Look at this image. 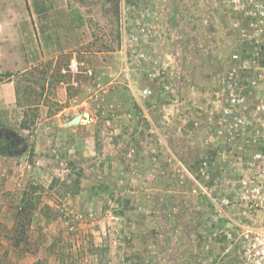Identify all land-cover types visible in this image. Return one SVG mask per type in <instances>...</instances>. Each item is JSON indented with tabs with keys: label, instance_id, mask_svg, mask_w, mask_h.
Listing matches in <instances>:
<instances>
[{
	"label": "rangeland",
	"instance_id": "1",
	"mask_svg": "<svg viewBox=\"0 0 264 264\" xmlns=\"http://www.w3.org/2000/svg\"><path fill=\"white\" fill-rule=\"evenodd\" d=\"M4 8L18 29L6 55L19 58L4 61L16 70L0 85L13 81L17 92L14 105H0V134L19 150H0V258L222 264L251 172L240 139L224 140L209 122L221 111L225 67L206 59L222 29L230 52L233 31L222 21L211 33L206 0H0ZM72 60L82 67L75 78L62 74ZM24 201L36 210L27 244L13 250L7 237Z\"/></svg>",
	"mask_w": 264,
	"mask_h": 264
},
{
	"label": "built area",
	"instance_id": "2",
	"mask_svg": "<svg viewBox=\"0 0 264 264\" xmlns=\"http://www.w3.org/2000/svg\"><path fill=\"white\" fill-rule=\"evenodd\" d=\"M206 3L213 17L234 33L233 48L223 58V104L218 117L209 118V122L218 126L217 134L224 140L240 139L251 172L238 189L244 222L237 225L238 238L222 264H264V128L252 129L260 119L264 126V0ZM81 73L82 67L76 60L62 71L73 78ZM86 74L92 76L91 71ZM150 93L146 89L143 96ZM210 201L221 216L224 210L218 201L213 197ZM223 204L228 206L229 201L223 200Z\"/></svg>",
	"mask_w": 264,
	"mask_h": 264
},
{
	"label": "crops",
	"instance_id": "3",
	"mask_svg": "<svg viewBox=\"0 0 264 264\" xmlns=\"http://www.w3.org/2000/svg\"><path fill=\"white\" fill-rule=\"evenodd\" d=\"M75 9V8H74ZM4 11L2 12V15H0V75H3L5 73H13L16 68H10L5 66L4 61H7V56L10 55V59L11 60H18V55L16 52H9V55H6V41L8 37L11 38H17L18 36V29L16 28V20L17 18L14 15V12L12 9H8L6 10L5 8L3 9ZM73 9L69 10L70 11ZM10 14V16H9ZM51 20V19H50ZM215 22L216 23H212V27H211V33L214 34L216 33V28H218V26L220 25L217 18H215ZM222 22V21H220ZM223 25V24H221ZM161 27V24L159 25ZM162 28L166 29V26L162 24ZM175 28L177 31H183V30H187V27L185 25H177L176 24L172 25L173 29ZM224 28V26L222 27ZM219 31V30H218ZM221 38H220V44H217L218 49L213 48L211 49V52L209 53L208 57H207V62H211V64L213 65L212 67L216 68L219 66L220 63L224 64V57H225V51L227 52L228 49V45L230 43V38L227 37L225 35V33L223 32V29L221 32H219ZM182 39H185L184 37H182ZM15 42L10 43L12 46ZM195 58H193V61L191 60V65H194L195 63ZM198 62V61H197ZM16 103V89H15V85L14 82L11 81L8 84L5 85H0V105H7V106H12Z\"/></svg>",
	"mask_w": 264,
	"mask_h": 264
},
{
	"label": "trees",
	"instance_id": "4",
	"mask_svg": "<svg viewBox=\"0 0 264 264\" xmlns=\"http://www.w3.org/2000/svg\"><path fill=\"white\" fill-rule=\"evenodd\" d=\"M117 6H119L120 0H116ZM70 15L72 17V22L75 28H81L85 26V18L83 17V14L81 13V10L79 8H75L70 11ZM7 77H10L11 74L7 73ZM2 78V75H0ZM17 92V91H16ZM22 128H26V125H23ZM78 184V185H77ZM79 186V181L75 182L74 185L72 186L71 190L73 191L74 189L77 191ZM36 210L34 204H29L26 201L22 203V206L17 209L16 215H15V220L14 224L11 228V235L7 237L8 241L11 244V248L13 250L18 249L21 244H27V239H28V231L31 227L32 224V219L31 215L32 212ZM103 251L99 247H96V252ZM10 251H5L3 256L0 258V264H11L10 261ZM32 264H50L48 261L44 259H37L34 263ZM58 264H67L66 262H60Z\"/></svg>",
	"mask_w": 264,
	"mask_h": 264
},
{
	"label": "flooded vegetation",
	"instance_id": "5",
	"mask_svg": "<svg viewBox=\"0 0 264 264\" xmlns=\"http://www.w3.org/2000/svg\"><path fill=\"white\" fill-rule=\"evenodd\" d=\"M0 150L17 152L19 150V143L10 136L0 134Z\"/></svg>",
	"mask_w": 264,
	"mask_h": 264
},
{
	"label": "water",
	"instance_id": "6",
	"mask_svg": "<svg viewBox=\"0 0 264 264\" xmlns=\"http://www.w3.org/2000/svg\"><path fill=\"white\" fill-rule=\"evenodd\" d=\"M81 121H82V116L78 115V116L74 117L73 119H71L70 121H68V123L66 125L67 126L78 125Z\"/></svg>",
	"mask_w": 264,
	"mask_h": 264
}]
</instances>
